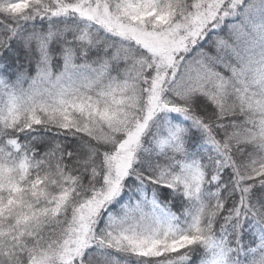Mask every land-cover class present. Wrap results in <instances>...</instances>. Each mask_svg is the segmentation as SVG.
<instances>
[{
	"label": "snow or ice",
	"instance_id": "obj_1",
	"mask_svg": "<svg viewBox=\"0 0 264 264\" xmlns=\"http://www.w3.org/2000/svg\"><path fill=\"white\" fill-rule=\"evenodd\" d=\"M0 264H264V0H0Z\"/></svg>",
	"mask_w": 264,
	"mask_h": 264
}]
</instances>
